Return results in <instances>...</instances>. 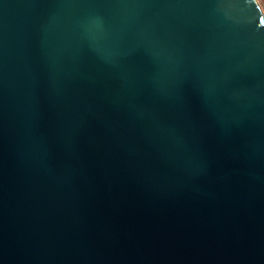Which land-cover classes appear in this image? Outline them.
Segmentation results:
<instances>
[{
    "label": "water",
    "instance_id": "1",
    "mask_svg": "<svg viewBox=\"0 0 264 264\" xmlns=\"http://www.w3.org/2000/svg\"><path fill=\"white\" fill-rule=\"evenodd\" d=\"M0 264H264L258 0H0Z\"/></svg>",
    "mask_w": 264,
    "mask_h": 264
},
{
    "label": "rangeland",
    "instance_id": "2",
    "mask_svg": "<svg viewBox=\"0 0 264 264\" xmlns=\"http://www.w3.org/2000/svg\"><path fill=\"white\" fill-rule=\"evenodd\" d=\"M258 3L262 9V12L264 13V0H258Z\"/></svg>",
    "mask_w": 264,
    "mask_h": 264
}]
</instances>
